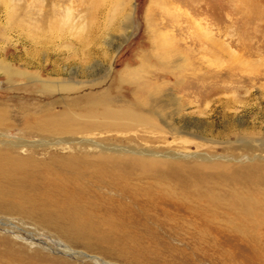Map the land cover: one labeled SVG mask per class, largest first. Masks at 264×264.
<instances>
[{
  "label": "rangeland",
  "instance_id": "obj_1",
  "mask_svg": "<svg viewBox=\"0 0 264 264\" xmlns=\"http://www.w3.org/2000/svg\"><path fill=\"white\" fill-rule=\"evenodd\" d=\"M0 81V150L31 164L9 187L19 209L0 205L8 264H264V249L212 233L199 246L184 228L142 235L151 261L137 258L119 229L129 197L71 179L100 155L166 160L224 204L264 200V0H0ZM102 106L139 118L85 114ZM80 206L99 237L59 212Z\"/></svg>",
  "mask_w": 264,
  "mask_h": 264
},
{
  "label": "bare ground",
  "instance_id": "obj_2",
  "mask_svg": "<svg viewBox=\"0 0 264 264\" xmlns=\"http://www.w3.org/2000/svg\"><path fill=\"white\" fill-rule=\"evenodd\" d=\"M136 90L137 93H143L144 86L138 85ZM136 104L141 112L146 110L149 114L151 113L150 108L144 109L141 103ZM103 108L104 106L100 110L94 108V111L87 109L85 114H92L95 117L100 115L114 118L123 116L139 118L138 113L134 111ZM30 165L28 158L17 156L13 149L0 150V181L8 184L6 187H0V205H9L6 207L7 210L17 211L19 209L20 204L11 198L15 192L10 191L9 187L12 182L22 180L24 174L27 173L28 176L27 168ZM198 170L191 171L183 165L168 163L166 160L151 159L148 161L139 158L100 155L86 161L83 168L72 167L71 179L87 183L89 189L99 196L105 188L113 191L121 203L129 197V201L133 204V218L131 221L123 218L119 229L123 232V242L127 248L132 250L137 258L141 257L144 261H151V250L147 247L149 245L146 244L142 235L149 238L150 244H157L158 238L153 237L160 236V231L168 230L173 234L178 228H184L188 233L194 232L195 235H193L196 238L194 240L199 242L196 244L199 246L201 243L206 244L207 239H211L207 233H212V239L209 241L213 244H221L219 236H228L234 238L236 242L249 244L254 248L252 252L264 249V241L258 238L261 235L258 231L264 226V200L258 196V198L253 197L249 193L247 198L224 204L219 198L213 196L214 192L212 193L206 187L205 183L209 177H205L201 170ZM145 179H150L152 183H163L164 187L151 185L143 187L141 184ZM261 197L264 199V195ZM108 198L112 199L115 196ZM127 204H124L123 213L127 210ZM84 209L85 206H80L69 212L67 209H61L59 212L71 217L68 219V226L73 228V231L79 232L83 238L99 237L103 222L94 220L91 216L87 217ZM105 212L112 215L113 209L106 207ZM55 214L59 216L58 212ZM158 252L160 251H157L156 255L160 257ZM9 255H12L10 248L0 251V257L4 258L2 264H8L6 257L8 258Z\"/></svg>",
  "mask_w": 264,
  "mask_h": 264
},
{
  "label": "built area",
  "instance_id": "obj_3",
  "mask_svg": "<svg viewBox=\"0 0 264 264\" xmlns=\"http://www.w3.org/2000/svg\"><path fill=\"white\" fill-rule=\"evenodd\" d=\"M1 86H2V83H1V81H0V89H1Z\"/></svg>",
  "mask_w": 264,
  "mask_h": 264
}]
</instances>
